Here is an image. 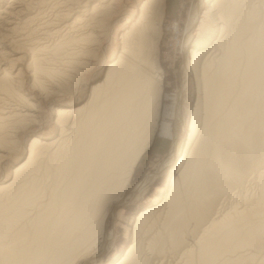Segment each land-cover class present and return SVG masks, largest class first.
I'll use <instances>...</instances> for the list:
<instances>
[{
  "label": "bare ground",
  "instance_id": "1",
  "mask_svg": "<svg viewBox=\"0 0 264 264\" xmlns=\"http://www.w3.org/2000/svg\"><path fill=\"white\" fill-rule=\"evenodd\" d=\"M139 1L103 77L82 102L52 108L57 136L35 135L0 183V264H79L109 246V216L160 119L166 0ZM121 2L0 0V162L18 129L40 121L20 61L32 86L62 90L70 68L90 64L71 47L102 45ZM193 16L182 50L197 91L187 136L159 171L171 173L165 195L134 217L112 264H264V0H197Z\"/></svg>",
  "mask_w": 264,
  "mask_h": 264
},
{
  "label": "rangeland",
  "instance_id": "2",
  "mask_svg": "<svg viewBox=\"0 0 264 264\" xmlns=\"http://www.w3.org/2000/svg\"><path fill=\"white\" fill-rule=\"evenodd\" d=\"M139 4V0H122L120 18L116 19L117 22L107 21L101 27L102 29L99 28L103 31L98 33L102 35L99 38L103 41L102 45L97 42L95 45L93 43V47H71L86 48L88 51L85 55L86 58H82L80 61H87L92 65L76 64L75 68H70L74 77H70L59 85V87H63L62 90H57L47 96L39 88L32 86L31 72L27 68L25 60L20 61V67L24 68L26 82L23 87L39 102L40 109L37 114L40 121L18 129L14 139L16 141L12 145L13 152L0 162V183H10L14 179L15 167L27 158L25 148L35 135L52 137V139L57 136L54 121L50 118L52 108L82 102L83 95L88 92V87L103 77L102 66L112 60L119 50L122 34L130 29L125 26H130L137 17ZM196 4L197 0L165 1L166 10H164L161 24L162 35L158 43V63L163 77L158 128L152 144L136 164L125 197L121 199L119 205L109 216V246L92 260L82 259L79 264H112L115 262L133 241L134 217L145 207L158 202L167 191L171 173L167 170L160 174L159 171L169 159L175 140L178 139L181 146L184 144L187 136V122L197 96L195 77L188 80L185 58L182 53L185 31L194 18ZM92 49L93 51H91ZM151 73L155 74L153 71ZM178 113L186 119L184 124L177 125ZM43 121L47 123L42 124ZM155 174L156 177L148 183L145 191L138 192L136 190L138 185Z\"/></svg>",
  "mask_w": 264,
  "mask_h": 264
}]
</instances>
